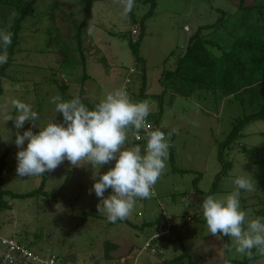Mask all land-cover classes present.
I'll return each instance as SVG.
<instances>
[{"label":"rangeland","instance_id":"obj_1","mask_svg":"<svg viewBox=\"0 0 264 264\" xmlns=\"http://www.w3.org/2000/svg\"><path fill=\"white\" fill-rule=\"evenodd\" d=\"M155 2L152 17L143 20L138 50L145 62L144 94L161 100L139 96V64L130 48L131 30L150 3L57 0V10L45 11L40 3L22 22L15 64L0 93V156L21 135L9 149L3 189L25 194L42 185L43 193L4 196L9 207L0 214V236L36 240L33 250L65 255L70 264H143L183 254L179 242H159L161 255L142 250L157 226L146 235L141 225L159 224L163 204L183 234L187 256L180 264L189 258L194 264H264V219L251 227L264 213V120L247 123L241 138L222 147L234 121L255 105L214 91L175 95L160 81L198 27L218 19L215 9L227 12V21L223 28L203 29L205 39L228 49L233 33L247 32L234 30L239 0ZM54 78L66 83L64 91ZM80 93L116 122L93 112ZM135 106L168 131L163 149L142 148L132 129L118 125ZM97 139L104 141L81 148ZM138 172L148 174L153 194L141 191ZM105 240L118 246L111 261L104 259ZM4 250L0 245V255Z\"/></svg>","mask_w":264,"mask_h":264},{"label":"trees","instance_id":"obj_2","mask_svg":"<svg viewBox=\"0 0 264 264\" xmlns=\"http://www.w3.org/2000/svg\"><path fill=\"white\" fill-rule=\"evenodd\" d=\"M140 1L150 3V9L145 15H143L139 27H134L131 30V36L133 39L130 40V48L134 55L135 62L139 64L138 70L141 76L139 96L160 99L161 95L155 96L144 94L146 88L145 62L144 59L139 55L138 50L143 34V20L152 17L156 2L155 0ZM40 3L43 4V7L46 6L45 11L51 7H53L51 9L54 10L58 9L57 0H0V93L2 92V83L5 77H7L8 69L13 64H15V55L19 50V34L21 31L22 22L28 18V16L34 15L37 8L36 6ZM43 7L42 10H40L41 12L44 11ZM235 8L236 14H239L240 19L238 23V29L235 27L234 30H244L246 27L247 32L244 31L240 35L233 33V43L228 49H223L216 42L205 39V37L201 34L203 29L223 28L225 22L227 21V12L220 8L215 9L216 11L221 12H219L220 16L218 19L214 23L205 24L198 27L194 35L189 38L185 50L179 54L174 69L163 72L160 79L164 85L168 83L172 86L175 95L188 97L191 96L194 91L206 90L220 92L221 95L225 96H232L235 99H239L242 103H245V101L248 100L249 103L255 105V111L248 113L242 118H237L234 121L232 129L229 131L225 142L222 144V147L227 146L228 148L230 147L232 141L241 138V131L247 123L255 120H264V5L258 1L255 2L254 0H239L238 5ZM42 16L52 17L53 15L42 14ZM52 18H54V16ZM73 22H75V20ZM251 27L255 28L251 31V29H249ZM214 48L220 49L215 51ZM133 72L134 69H131L130 73ZM86 76L87 75L84 74V77ZM52 80L53 84H56V86L62 88L63 91L67 87L66 83H64L62 80L58 81L56 78ZM126 83L129 84L130 80L127 79ZM79 97L82 99L81 93ZM82 100L85 104H87V106L90 105L93 108V112L99 111L98 104L92 106L90 101L85 100L84 98ZM100 109L101 112H99L104 116L106 121H112L113 124L116 122L112 117L105 114L104 108L100 107ZM147 117L148 116L142 111L141 108L136 106L130 107L128 108V113L121 117V123L119 122L118 125L132 129V138L134 139V134L140 133L142 131L141 120H144L146 123L153 126L156 132H161L163 134L162 139L157 137L156 139L152 140L151 147H159V149H163L160 143L166 139L168 131L160 129L159 125L157 124V120H155V122L154 120L153 122H150L148 121ZM20 137L21 135L14 137L10 147L7 148V150L0 156V214L9 207L3 199L6 195H10L14 198H29L35 196L38 193H43L42 185L38 189L25 194H13L3 189L5 183L3 173L7 163L6 158L8 156L9 149L16 146ZM103 141V139H97L82 146L81 148H85L87 146H96L103 143ZM135 142L139 143L142 148H144L143 146H147L148 143V141L145 139ZM142 148L141 150H143ZM245 149L246 148H244V150ZM136 164H139L138 160L131 165ZM138 176L140 177L142 183L141 191H144L143 177L147 176L149 178V176L148 174L142 175L140 172H138ZM151 189V191H153L152 186ZM161 206H163V204H160V208ZM161 218L164 219H162L159 224L154 225V222L151 221H144L142 223L140 229L144 230L146 235H149L150 228L155 226H157V232L158 229L168 232L167 234L153 239L151 238L155 234L153 236H149V240L145 242H149V246L147 249H143L144 243L142 250L149 251L151 254H155V256L161 255L163 251L161 247L158 246L159 242L164 244H175L179 242L184 250L183 254L181 253L171 257L168 256L167 258L159 256V258H156V260L144 262L143 264H180V261L186 259L185 256H187L182 242L183 234L180 232V226L177 223H173L172 218L170 221H167L166 216L163 214H161ZM189 219L190 218L188 217V220ZM263 219L264 213L259 211L258 215H256V219L251 223L252 229L255 230L256 227L262 223ZM114 220L119 219H113V221ZM193 221V223H198V216H194ZM183 224L186 225V222H183ZM11 238L13 237L11 236ZM13 240L25 246L27 249L38 253L42 257L47 255L45 253L33 250L36 240L28 241L26 238H13ZM24 242H26V245H24ZM103 245L104 259L111 261L112 257L110 252L118 248V246L113 244L110 240H105ZM254 248L253 249L256 250L259 248V245L255 246ZM55 256L61 258L64 264H70V262L67 260V256L61 254ZM159 260H162V262ZM19 264L22 263L19 262ZM187 264L194 263L189 258Z\"/></svg>","mask_w":264,"mask_h":264},{"label":"built area","instance_id":"obj_3","mask_svg":"<svg viewBox=\"0 0 264 264\" xmlns=\"http://www.w3.org/2000/svg\"><path fill=\"white\" fill-rule=\"evenodd\" d=\"M134 33V31H133ZM142 125V131L140 133L134 134V140L140 141V140H147V146L151 147V142L153 139H156L157 137L162 139L163 134L161 132H156L153 128V126L146 123L144 120H141ZM143 186L146 191H150L151 194H153V191H151V184L149 181V178L147 176L143 177ZM144 190V191H145ZM147 195V192H146ZM162 214L164 216V206H161ZM170 217L166 216V220L170 221ZM170 224V223H168ZM167 231H163L161 229H158L157 234H155L151 239L160 237L161 235L167 234ZM0 245L2 247H5L6 250L3 251V253L0 255L1 261L3 264H19L21 262L22 264H64L62 259L55 256L47 254L44 257L39 255L38 253L33 252L30 249H27L25 246L19 244L13 238L11 237H0ZM149 246V242L144 244L143 249H147Z\"/></svg>","mask_w":264,"mask_h":264}]
</instances>
